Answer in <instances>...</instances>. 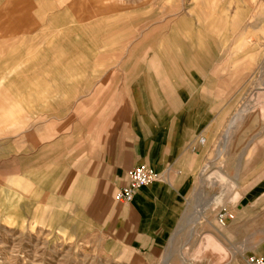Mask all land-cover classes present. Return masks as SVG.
I'll return each mask as SVG.
<instances>
[{"label":"rangeland","instance_id":"374dc122","mask_svg":"<svg viewBox=\"0 0 264 264\" xmlns=\"http://www.w3.org/2000/svg\"><path fill=\"white\" fill-rule=\"evenodd\" d=\"M10 7L0 19V264L260 255L264 191L240 211L235 176L264 167V0H0ZM205 80L213 97L224 82L226 99L209 102L211 112L225 109L227 128L241 121L227 148L221 133L212 143V225L177 227L153 249L125 244L112 223L117 190L76 172L75 157L122 130L140 89L194 93ZM221 210L234 216L226 226Z\"/></svg>","mask_w":264,"mask_h":264},{"label":"crops","instance_id":"0c3cea01","mask_svg":"<svg viewBox=\"0 0 264 264\" xmlns=\"http://www.w3.org/2000/svg\"><path fill=\"white\" fill-rule=\"evenodd\" d=\"M12 10L2 8L0 19H7ZM223 86V81L216 84L214 97L206 80L193 88L194 93L174 85L167 96L140 89V95L128 103L122 130L92 140L88 150L76 155V172L87 173L117 191L126 184L127 172L134 166L146 164L164 174L159 181L144 185L132 202L115 204L112 223L114 231H122L123 243L139 250L153 249L177 227L212 225L217 205L213 175L207 172L212 169V143L218 132L225 139L220 148H227L230 131H237L241 122L234 117L233 128H227L225 109L211 112L209 102L226 99ZM259 143L251 140L248 147ZM235 180L241 211L246 198L264 191V167L247 179L235 176Z\"/></svg>","mask_w":264,"mask_h":264},{"label":"built area","instance_id":"2783aa9c","mask_svg":"<svg viewBox=\"0 0 264 264\" xmlns=\"http://www.w3.org/2000/svg\"><path fill=\"white\" fill-rule=\"evenodd\" d=\"M127 174L128 180L126 184L119 188L115 195L116 200L123 204L132 202L135 195L144 185L155 183L162 178L161 173L146 164L132 167ZM233 218L234 216L226 210L217 214V220L222 226H226L227 222ZM247 264H264V254L249 255Z\"/></svg>","mask_w":264,"mask_h":264}]
</instances>
